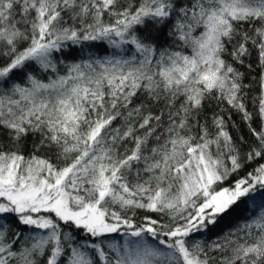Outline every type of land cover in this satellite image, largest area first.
<instances>
[{"label": "snow or ice", "instance_id": "6c2138e0", "mask_svg": "<svg viewBox=\"0 0 264 264\" xmlns=\"http://www.w3.org/2000/svg\"><path fill=\"white\" fill-rule=\"evenodd\" d=\"M264 0H0V264H264Z\"/></svg>", "mask_w": 264, "mask_h": 264}, {"label": "trees", "instance_id": "16d2710c", "mask_svg": "<svg viewBox=\"0 0 264 264\" xmlns=\"http://www.w3.org/2000/svg\"><path fill=\"white\" fill-rule=\"evenodd\" d=\"M249 208L254 212L259 213L260 210L264 209V195L256 194L255 201L249 202Z\"/></svg>", "mask_w": 264, "mask_h": 264}]
</instances>
